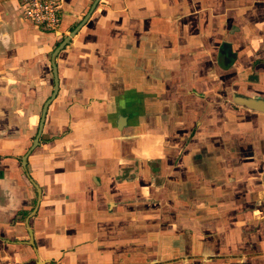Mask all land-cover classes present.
I'll return each instance as SVG.
<instances>
[{
	"label": "crops",
	"instance_id": "0c3cea01",
	"mask_svg": "<svg viewBox=\"0 0 264 264\" xmlns=\"http://www.w3.org/2000/svg\"><path fill=\"white\" fill-rule=\"evenodd\" d=\"M93 1L0 0V264H264V0Z\"/></svg>",
	"mask_w": 264,
	"mask_h": 264
},
{
	"label": "built area",
	"instance_id": "2783aa9c",
	"mask_svg": "<svg viewBox=\"0 0 264 264\" xmlns=\"http://www.w3.org/2000/svg\"><path fill=\"white\" fill-rule=\"evenodd\" d=\"M60 0H22L21 13L42 32H55L59 23Z\"/></svg>",
	"mask_w": 264,
	"mask_h": 264
},
{
	"label": "water",
	"instance_id": "95a60500",
	"mask_svg": "<svg viewBox=\"0 0 264 264\" xmlns=\"http://www.w3.org/2000/svg\"><path fill=\"white\" fill-rule=\"evenodd\" d=\"M96 2H97V0H94L92 2L91 6H90V11L92 10V8L94 7V5H95ZM77 27L78 26H76L74 28V30H72L71 34H69L68 36H66L65 38H63V40L54 48L53 52L51 53V59L50 60H51L52 71H53V76H54V80H53L54 85H53V93L50 96V98L54 95L55 90H56V77H55V70H54V57H55V54L57 53V51L64 44H66V42L68 41L69 37L75 32V30L77 29ZM50 98H49V100H50ZM231 100H232V102L234 104H236L238 106H243V107H245V108H247L249 110L257 111V112H260V113H263L264 114V97L253 96V95H248V96L247 95H233ZM43 109H45V105L43 106ZM43 113H44V111L42 112V116H43ZM33 143H36V137L33 139Z\"/></svg>",
	"mask_w": 264,
	"mask_h": 264
}]
</instances>
